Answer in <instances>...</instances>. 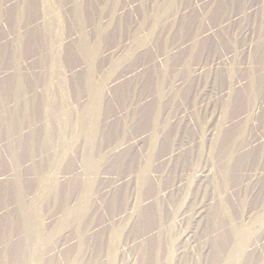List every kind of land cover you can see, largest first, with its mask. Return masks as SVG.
Listing matches in <instances>:
<instances>
[{"label": "rangeland", "instance_id": "rangeland-1", "mask_svg": "<svg viewBox=\"0 0 264 264\" xmlns=\"http://www.w3.org/2000/svg\"><path fill=\"white\" fill-rule=\"evenodd\" d=\"M0 264H264V0H0Z\"/></svg>", "mask_w": 264, "mask_h": 264}, {"label": "bare ground", "instance_id": "bare-ground-1", "mask_svg": "<svg viewBox=\"0 0 264 264\" xmlns=\"http://www.w3.org/2000/svg\"><path fill=\"white\" fill-rule=\"evenodd\" d=\"M252 7V6H251Z\"/></svg>", "mask_w": 264, "mask_h": 264}]
</instances>
